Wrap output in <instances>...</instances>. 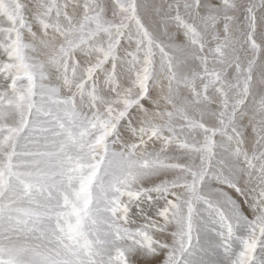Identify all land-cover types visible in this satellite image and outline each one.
<instances>
[{
    "label": "snow or ice",
    "instance_id": "obj_1",
    "mask_svg": "<svg viewBox=\"0 0 264 264\" xmlns=\"http://www.w3.org/2000/svg\"><path fill=\"white\" fill-rule=\"evenodd\" d=\"M0 264H264V0H0Z\"/></svg>",
    "mask_w": 264,
    "mask_h": 264
}]
</instances>
